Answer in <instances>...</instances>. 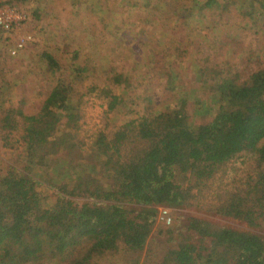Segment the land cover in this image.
Segmentation results:
<instances>
[{"label": "trees", "instance_id": "1", "mask_svg": "<svg viewBox=\"0 0 264 264\" xmlns=\"http://www.w3.org/2000/svg\"><path fill=\"white\" fill-rule=\"evenodd\" d=\"M46 60L54 75L62 71L53 56L47 54ZM232 76L214 86L216 109L198 102L191 111L181 98L177 106L144 117L128 131L101 134L90 149L106 174L102 186L88 175L70 178L81 170L73 156L85 146L79 140L85 96L103 97L110 112L124 103L110 85L83 94L60 78L39 114L29 116L15 106L0 112L4 146L13 148V142L21 140L26 159L23 172L9 171L0 180V264L63 257L83 241L89 245L84 264L114 251L120 242L137 253L154 230L153 208L198 204L210 194L217 214L264 227V67L241 83ZM108 81L117 87L129 85L124 75ZM65 117L71 128L60 133L57 128ZM242 156H251L257 164L255 176L233 192L214 191L216 176L221 174L224 188L222 169ZM61 166L71 170L63 173ZM97 167L91 165L94 173ZM48 169L57 173L55 184H48L57 196L51 206L43 204L36 188L37 174ZM126 200L144 207L125 208L121 203ZM172 236L169 242L176 245L162 264H264V240L240 230L191 218L184 231Z\"/></svg>", "mask_w": 264, "mask_h": 264}, {"label": "rangeland", "instance_id": "2", "mask_svg": "<svg viewBox=\"0 0 264 264\" xmlns=\"http://www.w3.org/2000/svg\"><path fill=\"white\" fill-rule=\"evenodd\" d=\"M210 1L5 0L25 19L14 31L0 34V112L15 106L26 115L39 114L60 78L72 83L76 93L83 94L92 87L110 85L116 95H122L124 103L110 112L103 97L96 93L85 96L79 136L85 146L73 156L81 170L70 178L75 181L78 176L88 175L102 186L106 174L93 160L90 149L101 134L111 137L128 131L144 117L177 106L181 98L189 102L191 111L198 102L216 109L212 92L217 83L231 75L241 83L264 67V0H214L209 5ZM24 39L23 47L17 48ZM47 54L56 59L62 68L60 73L50 71ZM78 68L83 72L78 73ZM115 75L129 79L127 88L108 81ZM67 121L65 117L58 126L60 133L71 128ZM20 136L21 133L16 138ZM13 143V148L5 147L0 133V180L9 171L23 172L26 166L23 142ZM234 162L222 169L224 188L221 174L216 176L214 191L233 192L257 173L251 156ZM93 163L98 166L95 173ZM61 167L63 173L67 168L71 170ZM56 174L48 169L36 176V188L46 206L57 199L55 190L48 188L51 181H56ZM216 204L210 194L198 204L153 208L155 227L144 250L134 253L120 242L114 251L93 256L86 264H135V260L139 264H162L168 250L176 245L169 242L172 234L184 231L191 218L264 240V227L217 214L211 209ZM121 205L134 211L144 207L128 200ZM164 211L170 224L161 217ZM88 247V242L83 241L67 255L37 264H84L81 261Z\"/></svg>", "mask_w": 264, "mask_h": 264}, {"label": "built area", "instance_id": "3", "mask_svg": "<svg viewBox=\"0 0 264 264\" xmlns=\"http://www.w3.org/2000/svg\"><path fill=\"white\" fill-rule=\"evenodd\" d=\"M25 17L20 13L16 12L13 8L5 4V0H0V34H7L14 31L15 28L21 26L24 22ZM28 40V38H27ZM26 39L20 40V43L17 45V48H22ZM17 52L14 51L13 54ZM166 211H164L161 216L162 219L167 223H171V219L166 217Z\"/></svg>", "mask_w": 264, "mask_h": 264}]
</instances>
